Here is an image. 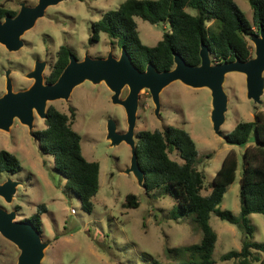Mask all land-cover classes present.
I'll list each match as a JSON object with an SVG mask.
<instances>
[{"label":"rangeland","instance_id":"1","mask_svg":"<svg viewBox=\"0 0 264 264\" xmlns=\"http://www.w3.org/2000/svg\"><path fill=\"white\" fill-rule=\"evenodd\" d=\"M39 0H22L35 6ZM126 0H69L47 9L43 18L28 31L23 40L25 46L18 52H9L0 44V97L6 93V71L11 70L14 90H26L34 84L27 77L35 68L36 60L47 63L44 73L49 77L62 46H69L81 61L86 53L93 58H107L113 50L120 58L122 48L113 44L107 34H101L99 43H90L91 30L104 13L116 10ZM251 24L254 12L249 0H235ZM0 6L19 13L16 0H0ZM144 45L154 47L162 40L169 26L152 25L136 18ZM255 30H257L255 28ZM255 56V46L248 38ZM224 90L228 95L224 134L232 132L241 122L254 121L256 111H264V94L257 104L247 96L246 76L231 73L226 77ZM129 94L126 88L121 98ZM112 92L105 84L85 82L77 87L70 101L50 102L48 107L70 114L76 109L73 129L82 136L84 157L100 164V190L93 198L94 211L82 209L77 195L66 188L67 180L55 168L51 155L41 151L40 143L31 135L27 126L15 121L10 132L0 130V152L12 153L22 170L16 174L0 173V184L9 178L21 186L12 203L0 197V206L7 211H17V221H26L38 214L40 206L44 226L43 241L49 243L43 264H161L177 263L182 258L171 259L169 249L185 248L200 243L203 233L194 221V215L174 219L176 202L161 190L147 193L138 180L127 171L131 166L132 152L122 143L113 147L107 140V128L111 119L118 124V132L128 130L127 117L122 106L112 103ZM148 90H143L137 113L136 134L142 131H162L167 126L186 129L195 140L199 152L197 168L206 175L207 186L221 168L230 152L237 154L239 168L237 179L231 185L219 206L235 216L241 212V179L243 154L246 147L228 144L214 131L212 122V92L209 89L191 88L179 81L171 84L161 94L160 115ZM46 129L45 121L37 118L34 131ZM250 145H253L251 143ZM171 159L182 163L178 154ZM209 191H203L207 195ZM133 194L140 201L139 208L127 207V196ZM257 242H264V216H251ZM211 226L218 235L213 254L216 264H237L236 260L222 261L233 250L240 251L244 234L237 227L212 215ZM20 250L0 234V264H17Z\"/></svg>","mask_w":264,"mask_h":264},{"label":"trees","instance_id":"2","mask_svg":"<svg viewBox=\"0 0 264 264\" xmlns=\"http://www.w3.org/2000/svg\"><path fill=\"white\" fill-rule=\"evenodd\" d=\"M249 2L254 12V24L249 22L235 0H126L93 24L90 43H99L101 34H107L113 44L127 50L142 72L149 64L155 65L159 72L172 70L175 53L189 65L199 66L202 44L209 47L214 64L237 59L248 61L254 57L248 38L264 28V0ZM17 14L0 6V21ZM136 18L152 25H168L169 31L156 46H146L141 40ZM71 54L73 50L69 46L59 49L47 78L48 84L57 82L69 64ZM76 116L75 108H70V114H66L49 107L46 129L36 132V136L42 153L54 157L56 170L67 180L66 188L77 195L82 209L91 214L93 198L100 190V164L84 157L82 136L73 129ZM138 137L137 156L145 175L146 192L163 191L176 202L174 219L194 215V221L203 233L200 243L169 249L171 259L182 258L170 264H216L213 254L218 235L210 223L213 214L237 226L245 236L241 250L230 251L222 261L264 264V242L254 240L255 227L251 220L254 214L264 216V111H256L254 121L241 122L224 136L228 144L246 147L239 216L219 207L237 179L239 163L235 152L226 156L213 182L207 186L205 173L197 168V144L186 129L167 126L162 131H142ZM175 152L182 163L171 159L170 154ZM21 170L19 160L12 153L0 152V173L16 174ZM203 191L209 193L204 195ZM126 201L131 209L140 206L136 195H128ZM40 209L44 211L45 206ZM41 210L26 222L44 233ZM153 264L161 263L154 260Z\"/></svg>","mask_w":264,"mask_h":264},{"label":"water","instance_id":"3","mask_svg":"<svg viewBox=\"0 0 264 264\" xmlns=\"http://www.w3.org/2000/svg\"><path fill=\"white\" fill-rule=\"evenodd\" d=\"M69 0H39L35 6H28L22 0L20 11L15 17H6L0 21V44L9 52H18L24 46L23 36L32 30L37 21L43 18L49 7ZM255 46V56L248 61H227L214 64L209 47L202 44L200 50L201 64L189 65L178 53L174 54L175 67L170 71L159 72L155 65L149 64L146 71H140L133 63L131 56L122 47L120 58L115 57L113 50L107 58H93L86 53L83 60L71 54L70 62L54 84H46L44 72L46 62L37 61L35 68L27 77L34 84L22 91L14 90L11 70L6 71V93L0 97V130L10 132L15 121L27 126L31 135L38 140L34 132L37 118L47 120L48 104L59 100L70 101L75 89L85 82L94 85L105 84L112 92V103L122 106L127 116L128 130L118 132V124L111 119L107 128V140L113 147L126 143L132 152L131 166L127 171L136 177L139 185H144L145 175L142 171L136 144L137 113L140 96L143 90H148L152 96L156 115L161 111V94L171 84L179 81L191 88H206L212 92V122L214 131L219 137L225 136L222 127L226 123L228 111V95L224 90L226 77L231 73H241L246 76L247 96L257 104L261 103L264 94V28L251 37ZM125 88L129 94L122 99ZM40 143V141L38 140ZM19 181L8 179L0 184V197L7 203H12L17 194ZM17 211H7L0 206V234L17 246L20 250L17 264H43L45 250L49 243L43 241V235L31 223L17 221Z\"/></svg>","mask_w":264,"mask_h":264},{"label":"flooded vegetation","instance_id":"4","mask_svg":"<svg viewBox=\"0 0 264 264\" xmlns=\"http://www.w3.org/2000/svg\"><path fill=\"white\" fill-rule=\"evenodd\" d=\"M19 4H20V3H19ZM37 61L40 62V60H36V62H37ZM36 62H35V64H36ZM47 66H48V65H47ZM47 66H46V68H47ZM45 70H46V69H45ZM145 71H146V70H145ZM44 73H45V72H44ZM50 74H51V73H50ZM49 76H50V75H49ZM44 78H45V77H44ZM57 81H58V80H57ZM45 83L48 84V83H47V78L45 79ZM125 89H126V88H125ZM128 89H129V88H128ZM48 109H49V107H48ZM154 113H155V110H154ZM126 117H127V116H126ZM43 121H46V120H43ZM34 132H35V131H34ZM36 132H38V131H36ZM36 132H35V133H36ZM139 133H140V132H139ZM139 133L135 135L136 144H138V141H139V137H138ZM41 234H43V233H41Z\"/></svg>","mask_w":264,"mask_h":264}]
</instances>
